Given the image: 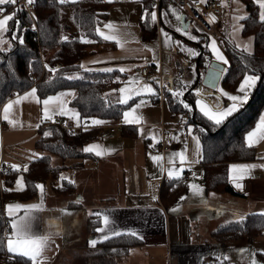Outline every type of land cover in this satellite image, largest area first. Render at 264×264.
<instances>
[{
	"label": "crops",
	"instance_id": "1",
	"mask_svg": "<svg viewBox=\"0 0 264 264\" xmlns=\"http://www.w3.org/2000/svg\"><path fill=\"white\" fill-rule=\"evenodd\" d=\"M240 3L238 0L235 1L237 6L236 10L242 12L240 14H231L228 16L226 8L222 32L224 28L225 34L224 32L223 34L235 45L236 43L244 45L251 42V51L248 53H252L255 47L254 36H245L242 30H238L236 33L233 32V26L237 23L234 17L244 15V13L248 14L244 1L240 0ZM225 5H227L226 0ZM161 8V11L158 10L160 23L156 22L155 25L153 24V33L151 35H147L141 31L140 34L137 33L135 36H130L128 39L117 41L116 48H107L102 50V52L99 51L89 55L82 60V65H84V67L96 70L108 67L114 70L117 68L118 70L121 66L130 69L129 72H125L127 78L124 82H126L129 77L136 75L142 78H150V82H153V77L155 76L148 77L141 75L138 71V67L142 64L152 65L157 68L161 67L163 82L159 90L160 92L158 94L156 91V95L143 97V99L148 100L149 103L140 109V115L144 117V120L140 125H134V135H125L122 132L118 135L121 129L120 125L124 123L123 118L121 121L118 120L116 122L103 120L106 122L100 125H91L90 120H88V126L100 128V134L95 140L86 143L84 147L90 144H98L105 151V154L98 156L99 158L97 159L89 157L84 159H67L64 161L67 165L80 164V166L76 168L68 167L61 172V174L68 178L67 180L75 181L77 192L72 196H60L55 193L54 186L60 184L62 181L60 179V174V177L56 181L42 183L45 188L43 197L39 190L38 195L30 201H9L6 204V206L16 203H35L41 205L39 209H34L32 211L34 217L32 232L34 235H48L50 237V245L45 250L47 259H42V264H58L63 253L69 249H74V246H61V243L66 240L69 241L73 234L68 233L65 236L59 234L61 238H56L49 226V222L52 220H48L49 216L47 218V211H54V209L60 210V208L56 207L59 199H62L63 203L62 212L69 216H72L77 210L86 206L89 201L90 204L95 203V212L110 215V219L114 221L113 224H110V228L116 230L132 228L135 229L139 235L143 236V245L132 247L129 254L124 257L126 259H121L119 264H123L124 260L127 264H138L139 256L137 254L139 252H145L146 250H151V255L146 256L145 264H157V261L163 256L167 259V264H229V261L231 264H248L244 258V254L246 253L240 251L241 248H239V245H251V247L253 245H259L260 248H258L257 252L258 258L260 264H264V252L260 251L264 250V235L253 242L243 237L239 240L229 241L227 243H221L211 235L212 230L220 224L235 221L236 213L243 214L247 217L249 214L264 211V168L257 167L251 170V174L241 181L243 184V191L236 189L229 180L231 186L238 194H219L207 191L203 183L204 166L201 163L202 146L200 147V154L198 156L196 145L192 143L187 132L185 133V137L183 133L182 136H179V131L176 129V126H174L173 133H168L167 118L170 108L163 94L164 86L166 87L170 84L168 87L171 85L173 87L176 78L174 76L178 75L180 72L184 73L181 74L183 76H189V81L192 82L190 84L191 86L197 77V73H193L191 65L194 64V61H196L199 56L190 57L186 52H183V54H185V60L176 63L179 52L175 51L173 48L175 45L179 48V45L174 42L180 38V42L183 44L186 42L184 41L185 39L188 42V47L194 48L200 53L201 46L198 41L202 38H199L198 41H193L176 31V28H181V25L177 20H173L171 15L174 13L176 16L181 13V11H179L175 5L170 4ZM173 9H175V11H173ZM11 12H13L11 9H6V13ZM164 12H167L168 23H165V17L162 16ZM239 23L243 24V20H240ZM190 27L191 25L189 28ZM160 29H164V31L170 34L173 41L171 45L164 42V36ZM194 29L195 31L197 30L195 27ZM199 33L201 34L200 37H204V33ZM205 36L207 37V35ZM5 38L9 39L7 33H5ZM211 39H213V37L208 39V43L211 42ZM157 42L160 44L158 48V63L155 53V44ZM6 46L7 45H5V47ZM217 46L228 60L225 50L220 47L218 42ZM165 53H168L169 58L166 57L165 59ZM211 55V60L215 61L214 55L212 53ZM219 63L224 66L223 68H228L229 66V64L226 65L220 61ZM204 71L202 72L204 73ZM224 75L225 73L221 75L217 87L213 89L215 94L211 96L212 100L215 99L216 95H219V87H223L221 80ZM158 79L159 78H156L155 80L158 81ZM256 86L254 88H256ZM31 88L22 93H16L15 96H10L7 102L10 99L15 100L17 95L23 96L24 93L29 92ZM254 88L251 90V93ZM204 89L207 91L209 90L207 87H204ZM118 90L113 91V94H116L117 101L120 96ZM65 92L73 91L67 90ZM229 93L238 94V88ZM37 95H39L38 92ZM44 98L40 97L41 101ZM72 98L73 96H66L64 98L68 102L67 106L70 109H73L70 105ZM141 98L142 97H139L132 105L138 103ZM225 98L226 97H221L223 104ZM229 103L230 101L228 100V103L224 106H227ZM5 104H3V106ZM193 104H195V102H193ZM3 106L0 108V168L6 161H11L13 166H21L20 170H18L21 172L24 171L23 166L27 165L28 167L33 159L43 155V151L37 146V141L42 136L39 129L43 124L45 125V121H47L43 119V104L36 103L33 98L22 100L21 103L15 104L10 112V119L16 121L14 125L3 119ZM170 112L172 113L171 110ZM261 114H264V109ZM67 117L70 118V125L77 129L82 126L81 124L77 126V124H75V119L71 116ZM257 123L258 120L249 131L255 128ZM37 124L40 125L39 128L36 127ZM118 125L120 129L117 128L116 131L112 132L111 128L113 126L117 127ZM140 128L144 129L143 135L139 132ZM159 128L162 129V132H166L172 144L171 148L165 152L154 150L152 146L161 139L158 137ZM186 129L187 126L185 125L183 130L186 131ZM152 134L156 135V140L151 139ZM174 137H178V139H174ZM185 145H187L186 155L188 161L193 163L190 167L186 166L183 171V173L189 171V178L184 179L182 175L179 178L184 179L188 184L193 182L199 183L204 190L203 198L193 195L189 188V192L185 195L186 199L179 203L181 208L178 212H180L182 218L172 224L168 216L171 207L165 208L160 201V187L165 179H171L167 176V170L173 167V164L169 162L170 157H172L173 153L185 151ZM252 147L256 148V158L251 160L232 161L229 163V166L234 163L264 164V140H260ZM37 153L39 156L35 155ZM153 155H160L162 160L159 163L154 162L151 159ZM188 161H186V165ZM62 162L63 160L61 158L57 156L52 157L53 165H60ZM174 166L177 168L180 167L178 157L175 160ZM161 168L164 170L161 171ZM13 170L16 169L13 167ZM193 172L196 173L195 177L192 175ZM21 176L22 174L20 173L17 180ZM213 193H215V196L212 195ZM152 195H155L157 199L153 200L151 198ZM119 197L121 198L117 201ZM78 199L81 201L80 203H76ZM105 199L109 201H104ZM204 200H207V204L203 202ZM175 206H172V208ZM64 209H67V212L63 211ZM23 215L24 210L22 209L17 216ZM54 215H56V213ZM89 216L90 215L87 216V219ZM14 218L15 217H9L10 222ZM102 227H104V225L101 218V224L98 228ZM12 231L10 224L9 234H11ZM87 233H89V237L83 241L81 249L91 250L95 247L91 246L89 241L93 238L98 239L102 233L96 230V232L92 234L89 229ZM103 234H107V230ZM64 238H66V240ZM235 242H244V244ZM148 251H146V254H148ZM69 256L72 258L68 260L66 264H75L74 262L76 261L77 263L80 257V255L77 256L76 253L70 254ZM218 257L219 259H217ZM226 257L228 259H225ZM0 264L10 263L0 260Z\"/></svg>",
	"mask_w": 264,
	"mask_h": 264
},
{
	"label": "trees",
	"instance_id": "2",
	"mask_svg": "<svg viewBox=\"0 0 264 264\" xmlns=\"http://www.w3.org/2000/svg\"><path fill=\"white\" fill-rule=\"evenodd\" d=\"M243 1L248 10V18L243 20L242 33L245 36H254V52H242V49L237 48L227 39L225 53L230 63L221 80L223 87L233 92L239 87L245 75L256 74L260 77L258 86L254 88L243 107L228 117L223 124L216 126L203 117L197 107L193 119V107L191 111L184 109L177 98L168 91L170 84L167 88L164 86L163 91L173 116H187V122L193 125L194 133L201 138L204 187L207 191L220 194H238L229 182V163L257 157L256 148L249 147L245 138L264 109V23L258 21L259 9L254 0ZM140 2L143 7L142 16L145 10L148 13L156 11V6L153 7L155 0H140ZM111 4L112 2L100 3L96 0H76L74 3L69 1L65 4H60L59 0H35L32 14L22 6L21 10L17 11L15 20L19 21V30L16 29L14 21L9 22L7 32L9 40L13 38L15 31L17 37L24 38L25 44L20 45L16 39L13 40V47L9 52H0V108L13 93H22L31 87L37 88L38 96L41 98L69 90L75 93L70 105L79 113L82 126L73 130L60 123L43 124L39 129L42 136L37 141V146L43 151V155L33 159L27 171L12 170L0 173V237L4 240L0 243V260L7 263L23 264L27 259L6 250L7 237L4 234L7 224L10 223L6 214L7 202L30 201L38 195L39 189L35 187L36 184L54 182L60 177L63 169L80 166V164H65L64 161L67 159L99 158L93 153L84 152L83 147L99 136L100 128L88 126L85 129L83 122L91 118L121 121L123 112L139 98L134 97L127 105L118 103L114 98L113 90H118L127 78V74L120 73L117 68L112 72H103L96 69L88 71L91 68L81 67L85 57L102 52L109 45L113 48L117 46V42L104 40L96 32L98 25L108 18ZM170 4L175 5L172 0H160L159 10ZM11 7L12 5L5 6L6 9ZM171 16L175 20L174 13ZM141 22L143 32L151 35L153 23L150 16L147 19L141 17ZM33 24L36 25L35 30L32 29ZM223 32L225 34L224 28ZM205 35L198 41L199 43L206 38ZM64 36L68 37L67 41L63 40ZM82 36L90 42H81ZM202 48L204 51L199 60V67L204 71L212 55L208 47L204 45ZM9 60L11 68L8 66ZM57 64L60 66L57 67ZM44 65L57 68L58 72L51 73ZM32 73L34 76H31ZM181 74L184 73L180 72L176 75L180 78H175L178 87L189 81L188 75ZM69 75L76 78L67 79ZM116 77L120 79L117 80ZM153 82L156 83L159 94L161 86L157 80ZM170 87L176 89L172 85ZM182 98L188 103L189 100L195 102L196 95L194 91H190L187 99L184 96ZM227 103L228 100L225 98L224 105ZM120 127L125 135L135 133V126L132 124L122 123ZM200 128L205 131L200 132ZM45 131H51L52 135L45 137ZM53 156L61 158L62 164L53 165ZM20 173L24 179V188L17 189L15 184ZM54 191L60 196H72L77 192V187L75 183L66 179L55 185ZM188 192L189 184L184 179H165L160 187V201L165 208H170L180 203V197H185ZM100 224L101 218L98 219L95 215H90L87 219V227L92 234ZM211 235L221 243L243 237L253 242L264 235V216L252 213L243 223L235 220L220 224ZM141 245L143 239L128 235L110 237L109 240L99 242L95 248L89 250L87 257L84 256L82 259L79 257L76 264H119L132 247Z\"/></svg>",
	"mask_w": 264,
	"mask_h": 264
},
{
	"label": "snow or ice",
	"instance_id": "3",
	"mask_svg": "<svg viewBox=\"0 0 264 264\" xmlns=\"http://www.w3.org/2000/svg\"><path fill=\"white\" fill-rule=\"evenodd\" d=\"M69 0H59L60 4L68 3ZM71 2H75V0H71ZM35 0H26V6L34 5ZM254 3L258 6V21L261 23H264V0H254ZM6 5H12L17 6L16 11H13L11 13H6ZM155 7V5H153ZM21 10L20 6L17 4V0H0V52L7 53L9 52L13 47V40L18 39V43L20 45H24L25 41L22 36L17 37L16 32H13V38L11 40L5 38V33L9 31V22L14 21L15 27L17 30L20 28V24L18 20H15L17 16V11ZM175 11V9H173ZM150 16V20L153 24L157 22V13L156 11H151L148 13L147 10H145L144 15L142 16V19H147ZM163 16L165 17V23H168L167 21V12L163 13ZM248 18V14L244 13V15L234 17V20L237 22L233 26V32L236 33L238 30H242L244 28V24L239 23L240 20H244ZM177 19H181V17H177ZM215 20V17H212L209 21L210 23ZM107 28L111 29L113 25L111 23L106 25ZM32 29H36V25H32ZM160 31L163 33L164 36V42L166 44L171 45L173 43L172 38L170 34L164 29H160ZM177 32H180L182 35L188 37L189 39L193 41H198L199 37L196 35H192L189 31H187L184 28H176ZM96 32L99 34L100 37H102L104 40H117L118 37L116 35H109L106 34L105 31H102L99 27L96 28ZM63 40L67 41L68 37L64 36ZM81 42H90L86 40L83 36L81 37ZM175 44L180 46V50L183 52H186L190 57H196L200 55V53L191 47H187L183 45L180 41H175ZM7 45V47H5ZM122 46V45H121ZM237 48H242V52H250L251 51V42L248 44L241 45L240 43H236L235 45ZM205 47L210 48L211 53L214 55L216 61L223 62L224 64H229L230 62L227 60V58L224 56L222 51L218 48L216 40L213 38L211 39V42L208 44H205ZM243 58V57H242ZM95 63V62H94ZM8 66L11 68V61H8ZM209 68L212 69L210 73L209 83L212 84V86L215 88L217 87L216 81H218L221 77V74L227 72V68H221L219 65H215L209 62ZM45 68H48V70L51 73H57L58 69L54 67H50L48 65H44ZM81 67H84V65H81ZM193 73H195L196 66L193 64L191 65ZM88 71H92V69H88ZM100 71L103 72H112L114 71L113 68H103L100 69ZM118 71L120 73L129 72L130 69L126 67H119ZM67 79H74L76 78L73 75H69L66 77ZM51 77L49 78L51 82ZM117 80L120 79V77H116ZM155 80L156 78L153 77ZM260 79L259 76L254 74L245 75L243 81L240 83L238 87V94H231L228 91H226L223 87H219V95L215 96L214 100L206 101L204 98H201L203 96V89L200 87H197L195 91L196 99L195 104L198 107L199 112L205 117L208 121H211L214 123V125L218 126L223 124L228 117L232 116L234 113L238 111L243 105L249 100L251 90L256 86L257 81ZM192 82L186 81L184 84L175 90L171 87L168 88V91L171 92L176 98L180 105L183 106L184 109H187L189 111L192 110V105L185 101L182 97L184 96V92L188 89ZM117 91V90H113ZM120 96L118 99V103L127 105L130 100H132L134 97H142L138 103H135L134 106H131L128 110L123 112V122L125 124H133V125H140L142 121L144 120V117L140 114H138V111L145 106L147 103H149L148 100L143 99L145 96H153L156 95V89L153 88L152 84L145 83L141 79L137 77L130 78L129 82L125 84L124 87H121L119 90ZM74 92H65L61 91L56 95H48L46 98H44L42 101L40 97L37 95V88L32 87L29 92L24 93L23 96L17 95V98L15 100H9L4 106H3V119L8 121L10 124H15L16 121L10 119V112L13 109V106L15 104L21 103L22 100H27L29 98H33L36 103H42L43 104V119L45 120H51L56 114H59L61 116H71L73 119L76 120L77 126L81 124V120L79 119V113L75 111L74 109L68 108L67 104L68 102L64 99L66 96H74ZM221 97H226L230 103L227 106H224ZM106 121H103L101 119L97 118H91L90 123L91 125H100L105 123ZM85 125V129L88 127V119H85L83 122ZM37 128L40 127L39 124L36 125ZM189 134L193 133V126L189 125L187 129ZM200 132H204L205 129L200 128ZM139 132L141 135L144 134V129L140 128ZM51 131H45L44 136H51ZM152 140H156L157 137L155 134L151 135ZM174 139H178V137H174ZM192 139L195 142L196 149H197V155L199 156V149L201 147V138L199 135H192ZM246 143L249 147L255 145L260 140H264V114H261L258 118V123L256 124L255 128H253L251 131H248L246 133ZM154 147V145H153ZM187 145H185V151H180L172 154V157H170L169 162L173 164V167L167 170V176L169 178H179L181 177L184 168L186 166H191L193 162L188 161V157L186 155ZM84 152H92L95 153L97 156H102L105 154V151L102 149V147L98 144H90L83 149ZM36 156H39V154H35ZM178 157L180 162V167H175V160ZM31 159V158H30ZM151 159L154 162L159 163L162 160V157L160 155H153L151 156ZM186 161H188L186 165ZM16 170H20V165H14L13 166ZM24 171H27V165L23 166ZM264 168V164H232L229 166V180L234 185V187L238 190L243 191V184L242 180L251 174V170L254 168ZM164 169L161 168V171ZM193 177L196 176V173H192ZM61 180L68 179L66 176L61 174L60 177ZM71 183H75V181H70ZM62 187V185H59ZM16 187L17 189H22L24 187L23 184V177L21 176L16 181ZM35 187L40 190L41 196L43 197L45 193V188L43 184H36ZM190 191L195 196H200L203 198V187L197 183H190L189 184ZM10 191V189H9ZM215 196V193L212 194ZM153 200H156L157 197L155 195H152L151 197ZM186 199V197L181 196L180 200L183 201ZM81 201L78 199L76 203H80ZM205 204H207V200L203 201ZM41 207L40 204H8L6 206L7 208V215L9 217H15L11 220V228L12 232L11 234L5 233L4 235L7 237L6 239V248L9 253L18 254L20 257L27 258L24 260L23 264H42V259H47L45 256V250L50 245V237L48 235H34L32 232V225L34 217L32 215V211L34 209H39ZM181 208V205L177 203L175 207L170 209L171 212H177ZM24 210L23 216H17V214ZM63 211L67 212V209H64ZM90 215H95L98 219L102 218L104 227L98 228L97 231L102 233V235L97 239L93 238L89 241L90 245L95 247V245L98 242L107 241L110 239V237H119L122 235H128L133 238H138L140 240L143 239L142 235H139V233L132 228H127L123 230H116L114 228H110V224H113L114 221L110 219V215L106 213L101 212H95V213H89ZM258 215L264 216V211L258 213ZM246 219V216L243 214L236 213V220L237 222L243 223ZM107 230V234L105 231ZM3 237H0V243H3ZM113 251H116V249H113ZM240 251H247L246 249H241ZM261 252H264V250H260ZM219 259V257L217 258ZM225 259H228L227 257ZM229 264L231 262L229 261ZM251 264H260L259 261L255 259V252L252 253V260Z\"/></svg>",
	"mask_w": 264,
	"mask_h": 264
},
{
	"label": "rangeland",
	"instance_id": "4",
	"mask_svg": "<svg viewBox=\"0 0 264 264\" xmlns=\"http://www.w3.org/2000/svg\"><path fill=\"white\" fill-rule=\"evenodd\" d=\"M71 1V0H69ZM76 1V0H75ZM236 0H226V8H227V14L228 16H230L231 14H240L242 12H240L239 10H236V4H235ZM242 1V0H241ZM238 2L240 3V0H238ZM241 4V3H240ZM157 13V23H160L159 21V12L158 10H156ZM141 16H142V3L140 2V0H124L121 2H112L110 9H109V16L108 18L103 21L101 24L98 25V27L102 30L105 31L106 34L109 35H116L118 37V41L119 40H125L130 38V36H135V34L137 33H141V31H143L142 26H141ZM163 16V13H162ZM111 23L113 25V27L111 29L107 28L106 25ZM156 24V23H155ZM154 24V25H155ZM162 24V23H161ZM191 27L187 30L189 31L192 35H196L197 37L200 38L201 34L193 27L192 24H190ZM226 37V36H225ZM102 38V37H101ZM210 37L207 35V37L202 41V43L200 42V46L203 47L205 44H208V39ZM184 39V38H183ZM111 42H117V40H108ZM177 41H181L180 38H178ZM184 41H186L185 43H183V45L187 46V40L184 39ZM159 45L158 42L155 44V53H156V60L158 63V52H159ZM110 49H112V45H109ZM175 49V51H178L179 54L177 56V61L178 62H183L185 60V54H183V51L180 50V46L179 48L175 45V47L173 48ZM166 57L169 58L168 53H165V59ZM216 63H218L219 61H216ZM194 64L196 66V61H194ZM195 72H196V68H195ZM132 77H137L139 79H141L143 82L145 83H150L152 84L153 88L156 89L157 91V87H156V83L154 82H150V78H142L139 76H131L127 79L126 82H124V84L121 87H124L125 84H127L130 80V78ZM177 78H180L179 76H174ZM163 78V77H162ZM163 82V79H162ZM158 83L160 86H162L160 79H158ZM164 86V84H163ZM175 88H177L178 86L175 84L173 85ZM167 87V86H166ZM114 98L116 99V94L113 95ZM152 105V104H151ZM134 106V105H132ZM148 106V105H147ZM131 107V106H130ZM129 107V108H130ZM127 108V110L129 109ZM77 111V110H76ZM138 114H140V110L138 111ZM80 119V116H79ZM188 118L187 116H182V115H174L170 112V110H168V118H167V130L169 134H172L173 132V127L176 126V129L179 131V136H183L185 137V133L188 129V126L191 125L193 126L191 123L187 122ZM75 124L76 120H75ZM187 126L186 131L183 130L184 126ZM118 129H120L119 125L117 126ZM185 131V132H184ZM121 133V129L118 135H120ZM162 129L159 128L158 130V137L162 138ZM192 135H196L193 131L192 134L188 133V137L192 140V143H195L192 139ZM189 139V141H190ZM161 140V139H160ZM199 154H200V149H199ZM24 184V181H23ZM199 184V183H198ZM200 185V184H199ZM15 188H17L15 186ZM220 194V193H219ZM121 197H119L117 199V201L120 200ZM104 201H109L108 199H105ZM95 204V203H94ZM93 203H89L82 208H80L79 210H77L76 213H74L72 216L67 215L66 213L62 212V199H59L58 204L56 205L57 208H60V210H55L54 211H47V218L49 216V221L50 219L52 221H50L49 226L52 229V233L54 235V237L56 238H61L60 235L65 236L66 234H73L71 239L68 241L66 240V238H64L66 241L61 243V246L64 247H68V246H74V249H69L68 251H66L65 253L62 254L58 264H66L68 260H70L72 257L69 256L70 254H75L78 256L80 255L81 259L82 257H87L89 253V249L84 250L81 249V246H83V241L86 240L89 237V233L88 232V228L86 225V219L87 216L90 215L89 213H94L95 212V207L96 205H94ZM172 209V207L170 208ZM169 209V218L172 222V224H174L177 220L181 219L182 217L180 216V212H171ZM56 213V215H54ZM58 215V217H57ZM214 231V230H212ZM60 234V235H59ZM238 244H244V242H235ZM83 248V247H82ZM239 248L241 249H246L247 251H241L244 254V258L245 260L248 262V264H251V260H252V253L255 252V259L257 261L260 262L259 258H258V248H260L259 245H253L251 247V245H239ZM148 251V250H146ZM145 252H139L137 255L139 256V263L140 264H145L146 263V256L147 255H151V250L148 251V254H146ZM126 259V258H124ZM74 262V260H73ZM76 264V261L74 262ZM138 263V264H139ZM123 264H127V262H123ZM157 264H167V259L163 256L162 258H160L157 261Z\"/></svg>",
	"mask_w": 264,
	"mask_h": 264
},
{
	"label": "built area",
	"instance_id": "5",
	"mask_svg": "<svg viewBox=\"0 0 264 264\" xmlns=\"http://www.w3.org/2000/svg\"><path fill=\"white\" fill-rule=\"evenodd\" d=\"M100 3L106 2H121L124 0H96ZM175 6L181 11V13L185 14L187 19L190 20L193 27H195L201 33L208 35L210 38H214L222 49H226L227 47V38L222 32L223 22L226 16V5L225 0H172ZM18 6L24 7L30 14L34 11V5L26 6V0H17ZM156 10L160 8V0H155ZM11 11H15L17 6H12ZM212 17H215L213 22H209ZM60 64H57L59 67ZM138 71L143 76H155L160 79L162 84V69L157 68L152 65L142 64L138 67ZM31 76H34L32 73ZM16 93H13L12 96H15ZM50 123H60L62 125H66L71 127V129L75 130L76 127L70 125V118L67 116L55 115L53 119L45 121V125ZM117 130L116 126L111 128V131L114 132ZM162 138L159 142L154 143V150L165 152L169 150L172 146L169 136L166 132H162ZM152 145V146H153ZM13 170V163L11 161H6L2 167L0 168V173H5ZM189 171L182 173V177L184 179L189 178ZM6 233H10V223L7 224Z\"/></svg>",
	"mask_w": 264,
	"mask_h": 264
},
{
	"label": "water",
	"instance_id": "6",
	"mask_svg": "<svg viewBox=\"0 0 264 264\" xmlns=\"http://www.w3.org/2000/svg\"><path fill=\"white\" fill-rule=\"evenodd\" d=\"M177 17H181V19H177ZM176 20L178 21V23H180L181 28H184V29L188 30L189 24H190V20L187 19L185 14L179 13L178 15L175 16V21ZM200 38H202V37H200ZM200 48H201V52H200V55L198 56L197 61H196L197 77H196L195 82L189 87V89H187L186 93H184V97L187 99V94L190 91H194L197 87H200V88L203 89V96L201 98H204L206 101H210V100H212L211 96L215 94V91H213L214 87L212 86V84L208 82L209 78H210V73L212 71V69H210L209 66H208L209 62L212 63V64H215V65H219L221 68H223L224 66L221 63H219V62L216 63L214 60H210L207 63L206 69H205V71L203 73L200 70V67H199V60L201 58V54L203 53L204 49L202 47H200ZM219 81H220V79L218 81H216L217 85H218ZM204 87L209 88V90L208 91L205 90ZM194 93H195V91H194ZM189 104H191L192 107H193L194 111H193L192 118L194 119L196 106H195V104H193V101H190V100H189Z\"/></svg>",
	"mask_w": 264,
	"mask_h": 264
},
{
	"label": "flooded vegetation",
	"instance_id": "7",
	"mask_svg": "<svg viewBox=\"0 0 264 264\" xmlns=\"http://www.w3.org/2000/svg\"><path fill=\"white\" fill-rule=\"evenodd\" d=\"M191 24V23H190ZM190 24H189V26H190ZM198 58V57H197ZM197 61V60H196Z\"/></svg>",
	"mask_w": 264,
	"mask_h": 264
}]
</instances>
